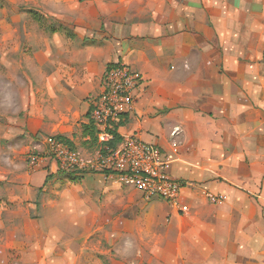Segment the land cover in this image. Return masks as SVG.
I'll return each instance as SVG.
<instances>
[{"label": "rangeland", "instance_id": "rangeland-1", "mask_svg": "<svg viewBox=\"0 0 264 264\" xmlns=\"http://www.w3.org/2000/svg\"><path fill=\"white\" fill-rule=\"evenodd\" d=\"M123 1L0 0V264H212L209 246L189 247L180 202L146 200L111 172H63L45 156L59 137L95 159L82 140L97 86L86 64L107 47ZM30 156L46 161L31 169Z\"/></svg>", "mask_w": 264, "mask_h": 264}, {"label": "crops", "instance_id": "crops-1", "mask_svg": "<svg viewBox=\"0 0 264 264\" xmlns=\"http://www.w3.org/2000/svg\"><path fill=\"white\" fill-rule=\"evenodd\" d=\"M110 16L86 83L97 94L109 64L142 76L118 134L168 156L189 247L209 246L212 264H264V0H124ZM208 194L226 201L207 208Z\"/></svg>", "mask_w": 264, "mask_h": 264}, {"label": "built area", "instance_id": "built-area-1", "mask_svg": "<svg viewBox=\"0 0 264 264\" xmlns=\"http://www.w3.org/2000/svg\"><path fill=\"white\" fill-rule=\"evenodd\" d=\"M142 83V76L127 65L118 63L105 71L99 92L88 102L87 109V123L93 127L97 138L95 159L84 157L54 138L45 142V156L67 173L111 172L144 199H160L177 207L185 184L167 175L170 162L166 153L138 136L118 134L119 124L134 112L136 94ZM115 134L120 141L112 147ZM45 161L39 156H30L27 162L31 169H36ZM207 198L213 205L226 201L224 196L209 194Z\"/></svg>", "mask_w": 264, "mask_h": 264}, {"label": "trees", "instance_id": "trees-1", "mask_svg": "<svg viewBox=\"0 0 264 264\" xmlns=\"http://www.w3.org/2000/svg\"><path fill=\"white\" fill-rule=\"evenodd\" d=\"M112 66H114L113 64H109L107 65L106 69L105 70H108L109 68H111ZM88 114L89 112L87 111L86 112V117H88ZM121 124H119L120 126ZM87 128L82 132V138L86 139L88 138V142L92 143L93 145H95V148L97 147L96 146V143H97V138H96V133H95V130L93 129V127H91L89 124H87L86 126ZM59 140H62L70 149H72V144L64 139H61V138H57ZM120 141V138L117 134H115V140L114 142L111 143V146L114 147L118 142Z\"/></svg>", "mask_w": 264, "mask_h": 264}]
</instances>
